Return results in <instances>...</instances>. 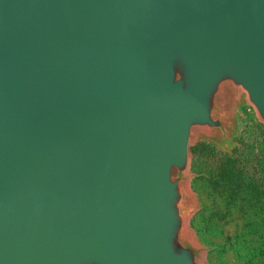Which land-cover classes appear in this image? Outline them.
Returning a JSON list of instances; mask_svg holds the SVG:
<instances>
[{
	"label": "water",
	"instance_id": "obj_1",
	"mask_svg": "<svg viewBox=\"0 0 264 264\" xmlns=\"http://www.w3.org/2000/svg\"><path fill=\"white\" fill-rule=\"evenodd\" d=\"M243 93L264 0H0V264H202L190 146Z\"/></svg>",
	"mask_w": 264,
	"mask_h": 264
},
{
	"label": "rangeland",
	"instance_id": "obj_2",
	"mask_svg": "<svg viewBox=\"0 0 264 264\" xmlns=\"http://www.w3.org/2000/svg\"><path fill=\"white\" fill-rule=\"evenodd\" d=\"M189 151L188 226L202 264H264V126L243 93L225 138L197 133Z\"/></svg>",
	"mask_w": 264,
	"mask_h": 264
}]
</instances>
